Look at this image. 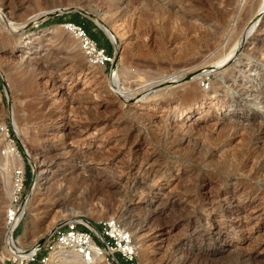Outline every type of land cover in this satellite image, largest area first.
I'll return each instance as SVG.
<instances>
[{
	"label": "rangeland",
	"instance_id": "obj_1",
	"mask_svg": "<svg viewBox=\"0 0 264 264\" xmlns=\"http://www.w3.org/2000/svg\"><path fill=\"white\" fill-rule=\"evenodd\" d=\"M260 3L0 0V127L18 147L27 192L39 178L31 160L38 156L44 170L14 239L22 236L27 249L64 217L116 219L140 264H264V22L211 69ZM73 9L90 15L80 14L93 24L90 36L111 53L104 66L89 62L65 29L62 17L76 12L45 18ZM193 78L195 95L173 93ZM175 107L191 111L185 123H173ZM7 156L0 154V264H10L4 210L18 164Z\"/></svg>",
	"mask_w": 264,
	"mask_h": 264
},
{
	"label": "built area",
	"instance_id": "obj_2",
	"mask_svg": "<svg viewBox=\"0 0 264 264\" xmlns=\"http://www.w3.org/2000/svg\"><path fill=\"white\" fill-rule=\"evenodd\" d=\"M65 29L76 37L89 62L104 66L110 61L105 50L80 26L66 23ZM3 91L0 88V103ZM6 146L0 147V154L19 156L15 141L10 137L8 127H0ZM21 156V155H20ZM27 178L24 167H16L11 174L9 203L5 213V225L12 229V238L20 226L22 210L27 195ZM16 241V240H15ZM18 248V243L14 242ZM96 257H103L105 264H140L137 249L131 233L116 219H104L91 223L85 218L73 217L60 220L28 249H22L18 256L8 259L10 264H71L74 258L84 264H93ZM120 260H119V258Z\"/></svg>",
	"mask_w": 264,
	"mask_h": 264
},
{
	"label": "bare ground",
	"instance_id": "obj_3",
	"mask_svg": "<svg viewBox=\"0 0 264 264\" xmlns=\"http://www.w3.org/2000/svg\"><path fill=\"white\" fill-rule=\"evenodd\" d=\"M259 6L256 8V10H255V13H254V11H252L250 14L248 13V15L246 16V18L244 19V20H246V21H244V22H246L245 23V27H243V31H242V33L240 34V36H239V38H238V40H236L235 42V44H234V46H232L233 48L231 49V51H230V53L228 54V56H227V58H225L220 64H218V65H215V66H212L211 67V69H213V70H217V69H219L220 67H222L225 63H226V61L227 60H229V58H230V55L231 54H233V52L235 51V49H237V47H239V44L244 40V39H246L250 34H251V32L254 30V29H256V27L258 26H260V25H262V22H264V21H262V15H263V12H264V0H261V3L260 4H258ZM254 6V5H253ZM238 7H239V5H238ZM240 9V8H239ZM245 9H246V7H245ZM254 9V8H253ZM249 11V10H248ZM50 13H52V12H50ZM46 17V16H45ZM243 18V17H242ZM41 20H42V18H41ZM243 23V22H242ZM100 24V23H99ZM7 25V24H6ZM243 25H244V23H243ZM99 26H101L102 27V29L106 32V33H108V35H109V32H108V30L104 27V26H102L101 24L99 25ZM20 29V28H19ZM11 30L13 31V32H16L17 30H18V28H11ZM232 30V29H231ZM240 31H241V29H240ZM239 31V32H240ZM261 31V30H260ZM263 35V34H262ZM261 36V35H260ZM258 39V38H257ZM263 39H264V37H263ZM229 40H230V38H229ZM258 41V40H257ZM260 41V40H259ZM246 42V41H245ZM234 43V42H233ZM233 45V44H232ZM117 48V47H116ZM119 48V47H118ZM259 48V47H258ZM263 48V47H262ZM261 48V49H262ZM258 50V49H257ZM263 54V53H262ZM234 55V54H233ZM259 56V55H258ZM262 56V55H261ZM261 58V57H260ZM264 58V57H263ZM13 60V59H12ZM19 60V59H18ZM8 63V62H7ZM12 64V63H11ZM11 67V66H10ZM221 69V68H220ZM209 71V70H208ZM208 71H204V72H208ZM218 72V71H217ZM123 74H125L126 76H128L129 75V73L127 72V71H125V73H123ZM0 76H1V72H0ZM208 76V75H207ZM177 77V76H176ZM175 77V79H174V81H171L172 83H177L179 80H181V78L180 77H178V78H176ZM202 77V76H201ZM172 78V77H171ZM174 78V77H173ZM198 78V77H197ZM197 78H193V79H191L188 83H186L183 87H182V90H179V91H177L176 89L175 90H173V93L174 94H180V93H183V94H186V96L187 95H191L192 93H193V91H196L197 90V88H196V82H195V79H197ZM198 79H200V78H198ZM204 79V78H203ZM173 80V79H172ZM189 80V79H188ZM164 82V81H163ZM170 82V81H169ZM117 83H118V75H117V73L115 72V71H113V74H112V84H113V87H115L116 89H118L119 90V88H118V85H117ZM198 83V82H197ZM178 84V83H177ZM179 84H182V83H180L179 82ZM176 86V85H175ZM178 87V86H177ZM179 88V87H178ZM200 88V87H199ZM168 89H170V88H168ZM180 89V88H179ZM171 91V90H170ZM204 91V90H203ZM210 91V90H209ZM117 92V91H116ZM169 92V91H168ZM211 92V91H210ZM119 93H121V92H119ZM162 93V92H161ZM163 93H165L164 91H163ZM163 93L161 94V95H163ZM196 93V92H195ZM59 94H60V92H59ZM168 94V93H167ZM170 94V93H169ZM194 94V93H193ZM207 94V93H206ZM215 94V93H214ZM213 94V95H214ZM63 95H65V93H63ZM125 95V94H124ZM158 95H160V93L158 94ZM157 95V96H158ZM166 95V94H165ZM195 95V94H194ZM126 96V95H125ZM151 96V95H150ZM149 96V97H150ZM155 96V95H154ZM156 96V97H157ZM164 96V95H163ZM167 96V95H166ZM147 98V99H150V98ZM152 97V96H151ZM156 97H154V98H156ZM188 97V96H187ZM211 97V96H210ZM124 98V97H123ZM169 98V97H168ZM177 98V97H176ZM139 99H140V97H139ZM152 99V98H151ZM157 100V99H156ZM162 100V99H161ZM172 100V99H171ZM223 100V99H222ZM140 102V101H139ZM152 102V101H151ZM210 102V101H209ZM215 102V101H214ZM136 103H138V102H136ZM140 103H142V102H140ZM224 103V102H223ZM71 106V105H70ZM188 106V105H187ZM172 107V106H171ZM72 108V107H71ZM164 108V107H163ZM191 108V107H190ZM173 109V108H172ZM200 109V107L199 106H196L195 107V110H199ZM173 112H174V116L172 117V120H173V123L175 122V123H182V122H184L185 123V121H186V116H187V114L188 113H190L191 111L189 110V109H187V108H185V107H175L174 108V110H173ZM164 116V115H163ZM219 116V115H218ZM165 118V117H164ZM168 118V117H167ZM220 118V117H219ZM162 120V119H161ZM14 121V120H13ZM162 121H164V120H162ZM53 122V121H52ZM164 122H166V121H164ZM169 122V121H168ZM215 122V121H214ZM219 122V121H218ZM55 124V123H54ZM53 124V125H54ZM208 124V123H207ZM217 124V123H216ZM59 125V124H58ZM165 125V124H164ZM168 125H170V124H168ZM174 125V124H173ZM181 125V124H180ZM187 124H185L184 126H186ZM197 125V124H196ZM161 126V125H160ZM179 126V125H178ZM182 126V125H181ZM52 127V126H51ZM172 127V126H171ZM174 127V126H173ZM16 128V127H15ZM176 128V127H175ZM177 128H179V127H177ZM166 129V128H165ZM169 129V128H168ZM184 129V128H183ZM187 129V128H186ZM176 130V129H175ZM189 131V130H188ZM26 151V150H25ZM89 152V151H88ZM87 152V150H85V151H83V153H87L86 155L87 156H89L90 154V152L88 153ZM97 152V151H96ZM102 152V151H101ZM84 154V155H85ZM92 154H93V152H92ZM97 154H99V153H97ZM85 155V156H86ZM101 155V154H100ZM9 156V155H8ZM7 156V158H5L6 160V162L8 163L9 162V160H11V161H13V162H15L17 165H19V167H23V162H22V160L20 159V157H18V156H14V155H11V156H9L8 157ZM27 156L29 157V152L27 153ZM94 156H96V155H94ZM99 156V155H98ZM102 156V155H101ZM6 157V156H5ZM38 157V156H37ZM37 157H35L34 158V160L32 159H30L31 160V164H32V167H33V169H34V172L35 173H37V172H39V178H38V180L37 179H34V182H33V184H32V186H31V188L29 189V191L27 192V197H26V201H25V204H24V206H23V210H22V213L24 214V212L26 211V210H28L29 209V204H30V197L32 196V193H33V191L35 190V188H36V186L37 185H40V181H41V175H42V172H44V170H40V168H42V166L43 165H38V163H40V161H39V159L37 158ZM52 157H54V156H52ZM56 157V156H55ZM97 157V156H96ZM95 157V158H96ZM104 157V156H103ZM45 158V157H44ZM100 159L102 158V157H99ZM96 159H94V161H95ZM98 160V159H97ZM104 160V159H103ZM89 161V160H88ZM90 161H91V159H90ZM89 161V162H90ZM45 163V162H44ZM43 163V164H44ZM105 163V162H104ZM13 164V163H12ZM41 164V163H40ZM17 165H16V167H17ZM141 165V163L139 164V166ZM134 167V166H133ZM105 168V167H104ZM130 168V167H129ZM139 168V167H138ZM2 169V168H1ZM44 169V168H43ZM108 169V168H107ZM106 169V170H107ZM39 170V171H38ZM143 170V169H142ZM150 170V169H149ZM109 171V170H108ZM135 171V170H134ZM4 172H6V173H4L3 175H5L4 177H5V182H7V183H9V176H8V172H7V169H5V171ZM106 172V171H105ZM114 172V171H113ZM112 172V173H113ZM143 172V171H142ZM100 173H102V172H100ZM137 173V172H136ZM145 173V172H144ZM147 173V172H146ZM96 174V173H95ZM107 174V173H106ZM110 174V173H109ZM135 174V173H134ZM105 175V174H104ZM114 175H115V173H114ZM162 175V174H161ZM98 176H100V175H98ZM97 176V177H98ZM73 177V176H72ZM71 177V178H72ZM76 177V176H75ZM94 177V176H93ZM37 178V177H36ZM44 178V177H43ZM74 178V177H73ZM76 178H78V177H76ZM76 178H74V179H76ZM91 178H92V175H91ZM99 178V177H98ZM81 179V178H80ZM89 179V178H88ZM94 179V178H93ZM92 179V180H93ZM153 179V178H152ZM160 179V178H159ZM84 180V179H83ZM83 180H81L82 181V185L84 184V182H83ZM86 180V179H85ZM91 180V183L93 182ZM98 180V179H97ZM96 180V181H97ZM67 181V180H66ZM68 181H70V180H68ZM73 181V180H72ZM90 181V180H89ZM95 181V182H96ZM152 181V180H151ZM156 181V183H157V180H155ZM80 182V181H79ZM94 182V183H95ZM102 182V181H101ZM104 182V181H103ZM102 182V183H103ZM97 183V182H96ZM100 183V182H99ZM98 183V184H99ZM85 184H89V182L88 183H85ZM84 184V185H85ZM110 184V183H109ZM44 185V184H43ZM81 185V186H82ZM101 185V184H100ZM98 186V185H97ZM52 187V186H51ZM89 187V186H88ZM91 187H93V185H91ZM6 188V187H5ZM95 189H96V187H94ZM107 189V188H106ZM146 189V188H145ZM38 190H39V188H38ZM94 190V189H93ZM142 190V189H141ZM8 191H9V189H8ZM40 191V190H39ZM90 191V190H89ZM89 191H87V192H89ZM92 191V190H91ZM145 191V190H144ZM144 191H141V192H144ZM147 191V190H146ZM105 192V191H104ZM94 193V192H93ZM35 194V193H34ZM36 194H37V192H36ZM35 194V195H36ZM92 194V193H91ZM148 194V193H147ZM209 194H210V192H209ZM213 194V193H212ZM229 194V193H228ZM6 195L8 196V197H10V192H7L6 193ZM139 195H142V194H139ZM34 196V195H33ZM145 196V195H144ZM210 195H208V197H209ZM217 196H218V194H217ZM227 196V195H226ZM225 196V197H226ZM2 193H1V195H0V199L2 200ZM207 197V198H208ZM228 197V196H227ZM32 198V197H31ZM140 198V197H139ZM195 198V197H194ZM211 198V197H210ZM215 198V197H214ZM222 198V197H221ZM197 199V198H196ZM223 199H224V197H223ZM32 200H33V198H32ZM122 200V199H121ZM227 200V199H226ZM211 201V200H210ZM225 202V201H224ZM229 202V201H228ZM123 203H124V201H123ZM197 203V202H196ZM199 203H200V201H199ZM216 203V202H215ZM238 203V202H237ZM32 204V203H31ZM196 205H199V204H196ZM221 206V205H220ZM224 207V206H223ZM144 208V207H143ZM205 208V207H204ZM4 209H5V207H4ZM6 209H7V207H6ZM6 209L4 210L5 211V213H6ZM136 209V208H135ZM137 209H139V208H137ZM144 209H146V208H144ZM211 209V208H210ZM216 209H218V208H216ZM141 210V209H140ZM218 211H219V209H218ZM213 212V211H212ZM215 212V211H214ZM157 213H154V214H152V216L151 217H149V218H147L148 219V221H151L152 219H154L155 218V215H156ZM220 214V213H219ZM75 215V214H74ZM24 216V215H23ZM157 217V216H156ZM65 218V220H69L68 219V217H64ZM225 218H227V216L225 217ZM210 219V218H209ZM223 220V219H222ZM207 221V220H206ZM215 223V222H214ZM149 225V224H148ZM216 225V224H215ZM214 225V226H215ZM231 225V224H230ZM218 227V226H217ZM221 228V227H220ZM212 229V228H211ZM215 229V228H214ZM217 230H219V229H217ZM232 230V229H231ZM165 231V230H164ZM216 232V231H215ZM214 232V233H215ZM29 233H31V232H29ZM28 233V234H29ZM32 234V233H31ZM217 234V233H216ZM12 229H8V233H7V236H6V247H5V252L7 253V255L9 256V257H13V256H18L19 255V253L21 252V250L22 249H25L24 247H25V245H23L22 243H21V241H22V236L20 237V238H18L16 241L14 240L13 241V238H12ZM41 237H43V236H41ZM217 237V236H216ZM35 238V237H34ZM215 238V237H214ZM233 239V238H232ZM35 240V239H34ZM34 240H32L30 243H31V245H33L35 242H34ZM198 240V239H197ZM204 241V240H203ZM14 242H17L18 243V245L20 246V248H15L14 247ZM202 242V241H201ZM210 242V241H209ZM243 242V241H242ZM29 243V244H30ZM210 244V243H209ZM235 245H237L236 243H235ZM235 245L233 244V243H231V244H227L226 246H224V247H222L223 249H225L224 251L225 252H227V251H229V249L230 248H233V247H235ZM27 247V246H26ZM236 248V247H235ZM234 248V251L236 250ZM239 247H237V249H238ZM21 249V250H20ZM28 249V248H27ZM223 249H221L222 251H223ZM238 251V250H237ZM3 258H5V256L3 257ZM7 259V258H6ZM94 263L95 264H103L104 263V258L103 257H96L95 258V261H94ZM93 263V264H94ZM71 264H84L82 261H80L79 259H77V258H74L73 260H72V263Z\"/></svg>",
	"mask_w": 264,
	"mask_h": 264
},
{
	"label": "trees",
	"instance_id": "obj_4",
	"mask_svg": "<svg viewBox=\"0 0 264 264\" xmlns=\"http://www.w3.org/2000/svg\"><path fill=\"white\" fill-rule=\"evenodd\" d=\"M69 16H71L70 19L65 20L66 19L65 16H63L62 18H64V19H62V20L63 21H67L65 23H72L74 25L82 27L87 32V34L89 36L91 35V33L89 31V27H91L93 24H92V22L90 20H88L87 18H85V17H83V16H81L80 14H77V13L70 14ZM45 23H47V24L50 23V20L45 22ZM105 53H106V55L108 57L111 56V53L106 52V50H105ZM26 176H27V172H26ZM19 231H20V228L18 227V229L15 231L14 237H17V234L19 233Z\"/></svg>",
	"mask_w": 264,
	"mask_h": 264
},
{
	"label": "water",
	"instance_id": "obj_5",
	"mask_svg": "<svg viewBox=\"0 0 264 264\" xmlns=\"http://www.w3.org/2000/svg\"><path fill=\"white\" fill-rule=\"evenodd\" d=\"M62 13V12H76V13H78V14H81V15H83V16H85V17H87V18H89L90 19V15L88 14V13H86V12H84V11H82V10H79V9H73V10H71V11H69V10H62V11H59L58 13L57 12H52V13H49L45 18H49V17H51V16H54V15H57V14H59V13ZM101 27V26H100ZM102 28V27H101ZM104 31V30H103ZM104 33L108 36V37H110V35H108V33H106L105 31H104ZM111 38V37H110Z\"/></svg>",
	"mask_w": 264,
	"mask_h": 264
}]
</instances>
